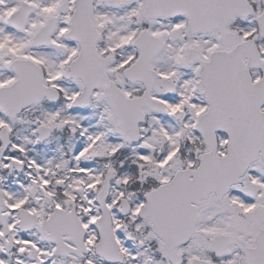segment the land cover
Listing matches in <instances>:
<instances>
[{"label": "snow or ice", "instance_id": "snow-or-ice-1", "mask_svg": "<svg viewBox=\"0 0 264 264\" xmlns=\"http://www.w3.org/2000/svg\"><path fill=\"white\" fill-rule=\"evenodd\" d=\"M0 264H264V0H0Z\"/></svg>", "mask_w": 264, "mask_h": 264}]
</instances>
